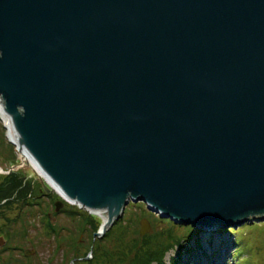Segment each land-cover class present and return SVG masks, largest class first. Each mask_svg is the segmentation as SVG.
Listing matches in <instances>:
<instances>
[{"label": "water", "instance_id": "95a60500", "mask_svg": "<svg viewBox=\"0 0 264 264\" xmlns=\"http://www.w3.org/2000/svg\"><path fill=\"white\" fill-rule=\"evenodd\" d=\"M2 111L26 177L23 155L105 220L96 237L131 201L264 222V0H0Z\"/></svg>", "mask_w": 264, "mask_h": 264}, {"label": "rangeland", "instance_id": "374dc122", "mask_svg": "<svg viewBox=\"0 0 264 264\" xmlns=\"http://www.w3.org/2000/svg\"><path fill=\"white\" fill-rule=\"evenodd\" d=\"M6 133L7 129L5 127V123L0 116V136L2 137L0 139V146H2V152L0 151V179L10 173H21V176H24L25 179L23 182L24 185L20 188V190L28 189L29 195L22 200L26 203V207L18 202V193H15L12 197L10 209H6L2 206V204L6 203V201H3L0 205V237H3L2 234L4 235V232L2 231L3 225L7 224V221L4 219V215H8L6 217H18V214L21 213L23 218V220L19 221L18 225L15 224L6 228L10 229L7 233L8 235H5L8 238V243L0 246V263L50 264L51 261H49V259H51V264H55L56 260H63L64 251L53 252L54 247L56 246V239L51 236L48 229L43 224L45 216L41 212L42 207L40 202H45L46 205L50 204L52 200H55L56 202L63 201L65 203L64 208H61L60 210H63V212L56 210L55 223L58 227L63 229L67 239L69 238V235L76 236L79 234L80 220L82 218L79 216L80 214L76 217L72 212L77 211L79 213V207L75 203L64 200L55 187L51 193H47L39 180V176L33 169L32 176L26 177L23 171L22 161L14 149L16 146L9 141ZM131 202L136 203L134 201ZM129 205L125 208V211L120 218L124 220H122V232L126 233L128 238L131 239L133 236V228L131 227V224L126 222L130 221L131 218L133 219L136 207L134 206L131 208ZM151 213L158 217V219L155 218L157 220H153V223H156V229L162 231L170 225L168 221H166L167 218H163L158 213L152 211L148 213L149 216H151ZM97 216L103 224L104 219L99 215ZM124 216L127 220L124 219ZM143 219L148 218L144 217ZM110 229L106 232V234L110 232ZM220 229H216L215 227L210 229L200 228V232L196 236H194L190 241L184 243V246H186L184 249L179 247L171 249L166 255V261L169 263L173 257L180 256L182 254V262H184V264H206L202 262L204 258L201 256V253H204L206 250H212L209 248V244H212V247L214 245L218 247L217 243L220 241L219 245L221 246V249H223V253L220 257H218L217 253L215 256L212 255L208 259V264H220L219 262H221V264H264V222H248L238 226V228H224L222 231H218ZM152 232L153 225L152 230L148 234H151ZM18 233H20V236H17ZM104 236L100 238H103ZM197 237L201 240V246H198L197 244ZM237 241H239L241 245H238ZM16 244L21 246L20 249L17 248ZM28 248L35 250L33 254L36 253L33 257H31V262L26 258L24 259L22 253L23 249ZM212 251L215 252L217 250L214 248ZM88 258H91V253ZM79 259L81 258L78 257L72 261L76 264Z\"/></svg>", "mask_w": 264, "mask_h": 264}, {"label": "trees", "instance_id": "16d2710c", "mask_svg": "<svg viewBox=\"0 0 264 264\" xmlns=\"http://www.w3.org/2000/svg\"><path fill=\"white\" fill-rule=\"evenodd\" d=\"M1 138L2 137L0 136V139ZM1 148L2 146H0V151ZM24 179L25 177L21 176V173L19 172L10 173L0 179V205L6 200V203H3L2 206L6 209H10L12 197L15 193H18V202L26 207V203L22 200L29 195V190H20L24 185ZM129 204L131 208L134 206L136 207L134 213L135 216H133V219L131 218L130 221L126 222L131 224V227L133 228V236L131 239L128 238L126 233L122 232V218L115 221L110 232H108L103 238L96 237L95 234L99 232L102 221L97 215L91 214L80 208L78 209L79 213L77 211H72L74 216L77 217L80 214L79 216L82 218H80L79 234L76 236L69 235V238L67 239L63 229L58 227L55 223L56 210H58L56 201L52 200L50 204L47 205L45 202H40L42 207V210H40L45 216L43 224L48 229L51 236L56 239V246L54 247L53 252L64 251L63 260H56L55 264H71L72 260L78 257L82 260H77L76 264H184V262H182V254L173 257L169 263L166 261V255L175 247L184 249L186 247L184 246V243L190 241L196 236L200 232V229L192 225H183L176 223L172 219H167L166 221H168L170 225H168L165 230L160 231L159 229H156V223H153V220H157L158 217L152 213V218L149 216L148 213L150 211L145 203L130 202ZM63 208L64 207H62V209ZM60 210L61 209L58 211ZM60 212H63V210ZM4 216V219L7 221V224L2 227L4 235L10 230L6 228L15 224L18 225L19 221L23 220L21 213L18 214V217ZM144 217L151 221L153 232L142 237L140 230L142 219ZM124 219L127 220L125 216ZM218 231H222V229ZM17 236H20V233H18ZM197 244L198 246H201V240L199 238ZM237 244L241 245L239 241H237ZM20 247V245H17V248L20 249ZM24 251L25 249H23L22 252L24 259L26 258L31 262V257H27L24 254ZM91 252L92 257L88 258ZM49 261H51V264L52 260L49 259Z\"/></svg>", "mask_w": 264, "mask_h": 264}, {"label": "bare ground", "instance_id": "6f19581e", "mask_svg": "<svg viewBox=\"0 0 264 264\" xmlns=\"http://www.w3.org/2000/svg\"><path fill=\"white\" fill-rule=\"evenodd\" d=\"M2 119H3L4 123H5V125L7 126V130H8V132H9V137H10V139L13 140L14 142H16V143H15L16 146L19 145V143H18L17 139L15 138V135H14L12 129H11V125H10L9 117L6 115V113H5L4 111H2ZM23 157H24V159L27 161V163L29 162V163L32 165V167H34L36 173H39L43 178H47V177L43 174V172L40 170V168L36 165V163L31 159V157L29 158V157H26L25 155H23ZM30 164H29V165H30ZM47 180H49V179L47 178ZM49 181H50V180H49ZM50 183L53 185V183H52L51 181H50ZM53 186H54V185H53ZM54 187H55V186H54ZM55 188H56V187H55ZM56 189H57V188H56ZM57 191H58V189H57ZM58 192H59V191H58ZM59 193H60V192H59ZM60 195L62 196V198H63L64 200H67L68 202L71 201V200H69L67 197H65L63 194L60 193ZM72 203H73V202H72ZM104 223H105V220H104ZM199 229H200V228H199ZM205 229H206V228H205ZM208 229H210V228H208ZM216 229H220V228H216ZM219 243H220V241H219ZM219 243H217L218 247L215 248V249L217 250L218 257H220L221 254L223 253V249H221V246L219 245ZM215 252H216V251H215ZM217 254H216V255H217ZM219 260H220V259H219ZM202 262L208 264V260H206V259H203ZM219 263L221 264V262H219Z\"/></svg>", "mask_w": 264, "mask_h": 264}, {"label": "flooded vegetation", "instance_id": "af4514ba", "mask_svg": "<svg viewBox=\"0 0 264 264\" xmlns=\"http://www.w3.org/2000/svg\"><path fill=\"white\" fill-rule=\"evenodd\" d=\"M43 190V189H42ZM6 201V200H5ZM3 237H0V246H3V245H6L8 243V238L2 234ZM32 243V242H31ZM34 249H25L24 251V254L27 256V257H33L35 254L34 253ZM27 253H29L30 255H27Z\"/></svg>", "mask_w": 264, "mask_h": 264}]
</instances>
